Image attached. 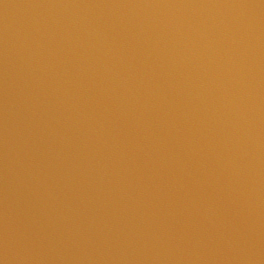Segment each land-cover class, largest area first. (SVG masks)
Instances as JSON below:
<instances>
[{
	"label": "water",
	"instance_id": "95a60500",
	"mask_svg": "<svg viewBox=\"0 0 264 264\" xmlns=\"http://www.w3.org/2000/svg\"><path fill=\"white\" fill-rule=\"evenodd\" d=\"M0 264H7L4 260H3V258L0 256Z\"/></svg>",
	"mask_w": 264,
	"mask_h": 264
}]
</instances>
